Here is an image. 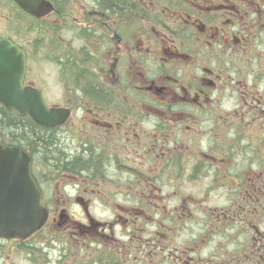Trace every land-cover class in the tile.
I'll return each instance as SVG.
<instances>
[{
  "label": "flooded vegetation",
  "instance_id": "flooded-vegetation-1",
  "mask_svg": "<svg viewBox=\"0 0 264 264\" xmlns=\"http://www.w3.org/2000/svg\"><path fill=\"white\" fill-rule=\"evenodd\" d=\"M48 1L47 28L0 1L32 27L0 32L23 85L34 33L49 43L69 116L43 128L73 156L28 149L48 217L0 238L14 264H264V0Z\"/></svg>",
  "mask_w": 264,
  "mask_h": 264
},
{
  "label": "water",
  "instance_id": "water-1",
  "mask_svg": "<svg viewBox=\"0 0 264 264\" xmlns=\"http://www.w3.org/2000/svg\"><path fill=\"white\" fill-rule=\"evenodd\" d=\"M36 18L52 10L47 0H13ZM25 54L10 40L0 38V103L15 112L29 116L43 127L63 123L65 109L50 107L42 93L23 86L26 74ZM29 156L21 149L0 145V237L25 239L40 229L47 210L29 173Z\"/></svg>",
  "mask_w": 264,
  "mask_h": 264
},
{
  "label": "rangeland",
  "instance_id": "rangeland-1",
  "mask_svg": "<svg viewBox=\"0 0 264 264\" xmlns=\"http://www.w3.org/2000/svg\"><path fill=\"white\" fill-rule=\"evenodd\" d=\"M1 15H4L5 17H2ZM21 18L22 16L15 14L14 12H12V10H9V12L7 11V9H4V11L0 10V32L3 33L8 30V33L11 35V37L20 40L21 38L19 37V35L26 34L25 30L21 29V31H19L21 25L26 26L25 28L27 32H29V30H32V27L29 26L30 23L28 19L25 25H23V20ZM49 23V17L42 18V28H47L49 26ZM28 26L30 27L29 29L27 28ZM25 36L29 37L28 34ZM34 36L35 38H33V42L31 45L33 49L31 51L29 59L31 71L28 78L30 81H33L36 84V87L42 91V94L47 103L54 102L57 99L61 100L62 98L59 94H57L56 89H58L64 81L59 80V82H57L56 80H54L55 76L53 74V67L48 61L50 59L47 48L49 43L44 39L38 40L39 36L37 33H34ZM36 43L38 46H41L42 49L40 48L39 50H37ZM58 92L61 91L58 90ZM0 140H2V135H0ZM212 203L220 204L215 202ZM44 242L46 243L47 241L45 240ZM15 247L16 246L13 244H7L5 245V247L0 246V256L3 255V258L5 256V262H3L4 264L27 263V261L23 260L18 261V257L21 255H19L20 253L15 252ZM42 249H48V243L47 246L44 245Z\"/></svg>",
  "mask_w": 264,
  "mask_h": 264
},
{
  "label": "trees",
  "instance_id": "trees-1",
  "mask_svg": "<svg viewBox=\"0 0 264 264\" xmlns=\"http://www.w3.org/2000/svg\"><path fill=\"white\" fill-rule=\"evenodd\" d=\"M0 130L8 131L10 143L19 145L32 152L40 151L45 161L59 164L72 158L71 148L48 128L34 123L28 116L0 107Z\"/></svg>",
  "mask_w": 264,
  "mask_h": 264
}]
</instances>
